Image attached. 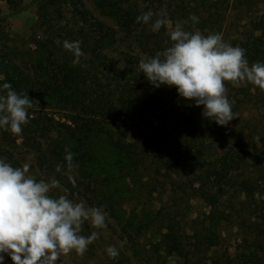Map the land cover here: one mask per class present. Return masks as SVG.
I'll list each match as a JSON object with an SVG mask.
<instances>
[{
	"label": "rangeland",
	"instance_id": "374dc122",
	"mask_svg": "<svg viewBox=\"0 0 264 264\" xmlns=\"http://www.w3.org/2000/svg\"><path fill=\"white\" fill-rule=\"evenodd\" d=\"M201 3L209 5L106 0L99 9L96 0H0V88L10 83L38 101L20 136L0 129V158L10 157L16 167L30 164L37 180H59L70 198L109 217L106 229L85 222L81 234L97 231L99 238L83 256L73 251L58 264H264V234L255 230L264 208V92L226 83L235 119L227 126L210 123L199 134L194 102L174 87H154L139 69L142 58L171 43L168 28L153 32L136 22L149 10L167 12L173 25L187 21V31L222 34L241 48L264 29V0H222L215 12L220 18L205 27L189 20L204 11ZM78 9L91 19L81 18ZM121 17L129 28L121 27ZM91 20L111 35L101 37ZM65 40L81 42L80 64L72 63ZM65 148L78 164L75 186L66 175ZM229 148L242 160L218 202L227 217L210 245L204 238L210 207L199 196L200 172L188 159L190 152L229 155ZM169 222L178 228L176 246L165 244ZM110 245L119 248L116 259L107 255ZM4 264H13L8 255Z\"/></svg>",
	"mask_w": 264,
	"mask_h": 264
},
{
	"label": "clouds",
	"instance_id": "9594fccd",
	"mask_svg": "<svg viewBox=\"0 0 264 264\" xmlns=\"http://www.w3.org/2000/svg\"><path fill=\"white\" fill-rule=\"evenodd\" d=\"M189 20L196 24L199 17L192 14ZM136 22L148 25L153 32L168 28L171 42L153 57L140 60L141 73L154 87H174L182 99L203 106L202 116L217 125L227 126L236 116L226 83L234 88L251 84L264 91V63L250 65L246 50L225 42L222 34L187 31V21L173 25L163 10L144 12ZM63 48L73 55L74 65L80 64L85 55L80 41L65 40ZM0 90L4 93L0 94V129L20 136L22 126L30 121L29 109L38 101L30 99L28 92L17 93L10 83H3ZM73 160L74 153L65 148L66 175L75 186L72 173L78 164ZM54 190L62 194L53 196ZM108 220L102 208L70 198L69 189L59 180H37L30 174V164L13 167L0 158V264H4L5 255L13 264H58L62 256L73 251L83 256L99 238L97 231L82 235L84 223L106 229ZM106 252L112 259L119 256V248L114 245Z\"/></svg>",
	"mask_w": 264,
	"mask_h": 264
},
{
	"label": "trees",
	"instance_id": "16d2710c",
	"mask_svg": "<svg viewBox=\"0 0 264 264\" xmlns=\"http://www.w3.org/2000/svg\"><path fill=\"white\" fill-rule=\"evenodd\" d=\"M106 0H96L97 8L101 9L104 6ZM203 2L209 4L207 7H205L204 3H201L200 5L204 8V11L202 13H196L195 15L199 17V22L197 24H200L201 26L205 27L207 24H213L214 22H217L220 18V15L215 13L217 8L219 7L220 3H222V0H203ZM78 13L81 18L83 19H89L88 13L83 9H78ZM91 19V18H90ZM122 28H129L130 22L128 19L121 17L119 21ZM90 24L92 25L93 29L103 38L109 37L110 31L107 29L101 22L97 20H91ZM209 32H206L208 34ZM243 49H245V55L246 58L251 65L255 62H261L264 63V29L260 30L259 34L257 36H253L249 39V41L246 44H243ZM247 93H250V90H254L256 93L260 94L264 91L260 90L257 87H254L251 84H247ZM264 95V94H263ZM237 110V109H236ZM199 113V118L197 119L198 123L202 125V131L199 132V134H203L205 132H208L207 129L208 124L210 125L214 123V121L209 120L202 116L203 109H200L198 107L197 109ZM234 112V111H233ZM210 136L207 133V136L201 137V142L196 143V148H202L204 142H207V138ZM200 144V145H199ZM253 151L256 150V145L254 143H251L250 147ZM208 149V148H207ZM229 155L225 154H217L214 155L213 153L207 154L205 151L204 155H195V153L190 152L189 162L190 167L193 172H197L196 170H199L200 177L202 178V183L200 187V198L210 207L209 213L206 216L207 224L205 227V239L209 242V244H215V238L216 235V228L218 227L220 221L225 220L227 215L224 211H220L218 208V202L223 198L225 194V186L226 183L229 182V179L231 177V174L238 168L239 166V160H242L237 154L233 151V149L229 148ZM9 163L13 167H16L15 164L12 162L11 158L9 157L7 159ZM264 208L263 211H261L259 218L260 222L258 224H261V226H258L255 224V230H262V234H264ZM166 233L164 234L165 244L169 245L170 243L172 246H176L177 244V231L178 228H176V224H172L171 222L167 225ZM203 239V237H202ZM177 249V247H176ZM175 249V250H176ZM185 258V255H184ZM186 260V259H185ZM190 260V259H189Z\"/></svg>",
	"mask_w": 264,
	"mask_h": 264
}]
</instances>
